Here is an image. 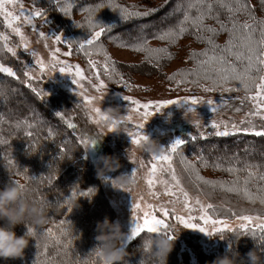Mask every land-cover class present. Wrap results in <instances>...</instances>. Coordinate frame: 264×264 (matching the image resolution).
<instances>
[{"label": "rangeland", "instance_id": "374dc122", "mask_svg": "<svg viewBox=\"0 0 264 264\" xmlns=\"http://www.w3.org/2000/svg\"><path fill=\"white\" fill-rule=\"evenodd\" d=\"M84 1L85 0H70L72 8L68 14L60 11V7L65 4L66 0H61L59 5L56 0H16L17 6L15 10L12 5H8V10L14 11V14L17 15L20 14L19 9L20 6H22L25 12H35L39 10L41 16L35 17L32 24L25 22L23 18H21L20 21L14 22L13 26L19 27L24 33L29 43L28 50L24 49L20 37L7 26L3 17L0 16V19L4 23V30L0 28V34L8 37V45L13 47L16 51V55L13 56L5 48V42L0 39V63L11 67L5 62V57L2 60L3 55H8L15 60L18 70L22 72L24 76L26 85L35 89L43 99L59 97L65 100L67 108L64 106V109L60 110L67 116L79 114L80 120L82 118L83 123L89 127V131L87 130L88 132H86L78 126L77 122L78 129L74 134L79 138V141H81L82 138L89 140L98 137L102 138L98 140L94 146L87 149L84 147L86 157H89L94 164L101 155H111L119 158L121 167L109 173L107 178H100V181L105 196L115 210V222L122 224L123 231L128 233V236L131 235L134 227V215H138L142 219L144 213L153 212V209L149 208L148 205H154V214L157 215L158 219L165 220L168 225L175 224L180 229L179 234L174 238L175 241H178L181 251L189 255V264H207L206 258L213 256L215 259L217 256L224 254L229 247L227 240L220 237L221 234L230 236L237 231L243 230L239 228V225L247 222L238 220L237 216H259L264 220V212L258 210L263 208L264 205L260 204L258 201L255 203L250 202L242 194L228 192L219 187L213 188L210 185H205L197 181L195 176L185 169L182 163V156L196 163L200 175L205 179L227 180L220 178L217 171L211 170L209 166L204 167L202 164H199V156L195 155V157L191 159L186 154V141L184 145L180 146L177 153L174 154L173 166L176 169L182 185L189 192L191 197L190 205L185 207L182 202H177L175 204L169 203V201L174 198L163 194L164 186L162 184L157 183L153 189L148 187L146 176L152 163L151 155L139 151L138 145L132 143V138L126 132L136 131L135 125L143 123L144 128L141 129L143 134L159 140V142L166 147L164 150L166 151L177 139L185 140L190 136L193 137L194 134H198L202 137L216 136V129L212 127L213 121L239 124L242 120L248 118L247 113L253 110V104L251 100L245 98L246 94L244 91L217 89L216 91L206 92L203 90V87L195 83L188 82L178 84L177 81L184 77L176 75L177 73H180L181 70L197 68L196 58H192L191 54L193 52H203V49L194 45L193 41L188 39L183 38L176 42L175 45H172L171 49L173 48V50L179 51L176 56H173L172 61L168 64L169 66L167 65L168 67L166 65H160V69H165L167 73V78L163 80L165 76L158 72L159 69L157 67H159V65L154 62V59L152 62H149L147 54L143 53V51L135 50L133 44L130 43V36L127 35L125 38L119 35L113 38L109 37L113 28L112 23L116 22V20L112 22L114 16L113 10H116L115 15L120 17L121 13L118 12L120 11L119 7H113V10L104 12H100L99 9L96 10L97 22L105 25L106 30L96 46L93 48H88L86 46L84 50H81L79 45L90 39L92 35V29L87 25L89 13L84 9L93 8L92 6L84 5ZM167 1L122 0L119 3V0H112L113 4L119 5L122 8H127L130 12L148 13L159 10ZM250 1L252 3V0ZM96 2L99 1L95 0V3ZM52 7L55 9V15L65 18L69 23L68 25L61 27L52 24L45 9ZM141 17L144 18L147 17V15L138 16V21L129 23L127 26L125 25L131 32H136L140 36L144 35L150 27L146 25L147 21L143 22L141 20ZM161 17L167 18L166 15ZM169 17H171V15ZM133 18H131V20ZM33 25H35V29H33ZM108 27H110V29ZM41 32L44 33L43 37L40 36ZM56 36L61 37L60 42H57ZM223 40L226 39H221V41ZM221 41L219 44H221ZM158 44L159 43L155 42L152 46L158 47ZM101 45L103 51L97 53V49ZM56 48L60 49V52L56 53L60 61L73 66H80L84 73L83 79L75 77L74 68L71 73H61L59 72V68L62 65L58 64L55 69L51 67L53 63L52 52ZM85 51L91 52V56H86ZM104 51L111 57V61L115 62V72L112 73L111 78L103 69V64L106 60ZM33 52L36 53V56L32 55ZM65 53L69 54L65 55ZM38 58L44 61L46 65L45 68L42 69L40 65L36 63ZM89 59L97 62L96 67H91L89 65ZM200 59H203V57H200ZM111 61H109V68H112ZM13 71H15L14 68ZM15 72L17 73V77H19L18 81H21V77L18 75L19 72L17 70ZM97 72H99V77L96 75ZM25 73H29V75H25ZM170 76H175V79L170 80L168 78ZM74 79L76 81L75 83L73 82ZM187 79L191 81L194 80L195 77L189 76ZM101 80L105 85L103 88L99 87ZM200 84L210 86L208 81L201 80ZM238 86V83L228 85V87L233 88ZM0 90H3L0 91V93H4V95H0V100L7 102L9 98H15L17 96L22 104L31 107V101L22 96L23 93L18 91L17 87L11 86L9 88L1 85L0 82ZM85 97H87L91 103H89ZM125 97H131L132 100H139L141 104L150 103L152 106L148 111L151 114L145 119L143 115L145 110L140 109L136 111V106ZM192 97L199 98L200 100V103L194 107L201 117V119L195 121L193 125L183 116L184 109L190 105L189 103H184L183 107L179 106V104L160 105L157 103L166 100L183 101L184 98ZM209 100L213 102L212 105L207 103ZM0 106H5V104L3 103ZM213 106L217 109L215 112L212 111ZM109 107L119 108L123 117L121 127H123V124H126V132H112V129L107 126L108 122L96 123L99 117L98 114L93 111L94 108H99L103 114L109 115L111 119H116V117L111 116L107 111ZM18 108L19 107L16 106V111L10 112L6 120L0 116V128L7 125H14V123H12V118L18 116ZM31 109L32 108L28 111H31ZM237 109H240V111H237ZM31 112L35 113L33 110ZM129 115L132 116V120L125 122V118ZM249 119H253V123L256 125L257 130H260L261 126L264 125V120L258 116ZM72 120L76 123V120L73 118ZM235 134L252 133L238 132ZM223 145L225 147L227 146V144ZM259 154H261V152H259ZM141 162L143 163V167L140 166ZM135 169L137 170L135 176L137 185L132 193L114 186L112 181L116 177L122 173L131 175ZM81 170L82 169L77 171L79 173L83 172ZM74 175L73 173L71 177L73 178ZM158 179L168 180L170 177L167 173H164L161 174ZM63 182H66V180H63ZM56 186L57 188L54 189L55 193L59 192L58 190L60 189V185ZM153 192L159 195H153ZM197 198H199L204 205L212 204L214 207L208 210L209 214L213 219L226 221L228 228L222 233L214 232L213 235H208L199 229L187 228L181 224L176 219L177 215L183 216L185 219H188L189 216L195 217L191 222L209 231H213L214 227H224L223 224H217L215 226L210 223L204 224V222L199 219L202 213L199 205L195 203ZM36 199L41 200V198L37 197ZM182 199L181 197V201ZM134 204H140V208H134ZM161 205L168 208L169 215L167 217L159 211ZM173 208H175V212L172 211ZM229 209H231V212L228 211ZM233 213H235V215H233ZM258 222L259 221L251 222L249 227L252 231L259 232V230L255 229V224ZM23 226L22 224L17 225L15 228L16 233H20ZM229 229H235V231ZM143 234L149 235L150 233H141V235ZM134 239L126 240L124 242L125 247L127 248Z\"/></svg>", "mask_w": 264, "mask_h": 264}, {"label": "trees", "instance_id": "16d2710c", "mask_svg": "<svg viewBox=\"0 0 264 264\" xmlns=\"http://www.w3.org/2000/svg\"><path fill=\"white\" fill-rule=\"evenodd\" d=\"M97 1L99 2L85 0L83 4L92 6L93 9L97 5H105L99 9L100 12L113 10V7L109 6V0ZM121 1L119 0V3ZM188 2L189 0H168L159 10L149 12L147 17H141V20L143 22L147 21L146 25L150 26L147 32L141 36L136 32H131L126 27L129 23L138 21V16L123 19L122 16H116V10H113L112 22L115 20L116 22L112 23L113 28L109 37L113 38L119 35L125 38L128 35L131 38L130 43L133 45L147 40L149 47L167 48L170 55L162 54L159 60L154 59V62L159 65L157 67L158 72L165 76L164 80L167 78V73L165 69H160V65L167 66L172 61L173 56L178 54L179 50L171 49L176 42L183 38L191 40L194 45L203 49V52L211 47L207 44L206 39L197 38L194 28H189L175 43L158 38L160 34L167 32L169 29H175L179 25V22L183 20L184 10ZM210 2L214 3V0H210ZM111 3L113 4L112 0ZM247 3L253 7L257 19H264V6H261L260 0H252V3L247 0ZM45 9L53 25L63 27L69 24L65 18L55 15L53 7ZM216 11L220 14V18L227 22L226 12L219 8ZM192 12L195 14L194 9ZM164 15H166V19L161 17ZM170 15L171 17H169ZM131 18L133 19L131 20ZM238 21L240 23L251 22L244 13L238 15ZM205 24L216 29L220 28V25L213 18L206 19ZM0 28L4 30V23L1 19ZM201 35L204 37L211 36L215 43L220 46L225 45L228 40V33L223 31H218L215 36L207 32L201 33ZM221 39L226 40L221 41ZM220 41L221 44H219ZM155 42L159 43L158 47L152 46ZM3 58L9 66L19 72L18 75L21 77V81H18L19 77H7L0 74L1 85L9 88L11 86L17 87L18 91L23 93L22 96L31 101L32 105L31 107L25 106L17 96L9 98L7 102L0 100V105L5 104V106H0V116L5 120L10 112L16 111V106L19 107L17 109L18 116L12 118L14 125L0 128V188L17 179L22 181L25 179L34 180L37 188L35 198H41V201L50 203L53 208L49 213L48 222L36 228V241L32 240L30 242L29 247L25 250L24 258L7 262L0 259V264H80L98 244L95 239L98 235L96 231L97 223L103 221L105 217L113 222L116 219L115 210L105 196L100 178L97 176L96 166L89 157H86L84 145L74 134L78 129L77 122L78 126L86 132L89 131V127L82 122V118L80 120L79 114L67 116L60 110L64 109V106L67 108L65 100L62 98L43 99L36 91L26 85L24 76L18 70L15 60L6 54L2 56V60ZM197 59H200V57H197L196 61ZM30 108L35 113L28 111ZM70 117L76 120V123ZM69 122L75 124L76 127H68ZM29 125L32 126L29 127ZM193 137L190 136L185 139L187 142L185 146L186 154L191 159L195 155L203 156L208 161L209 168L217 171L220 178L227 181L235 179L233 174L223 170L229 166L243 169L245 164H252L258 165L259 171H264V137H257L252 134H234L228 137H202L194 134ZM223 144H227V146L225 147ZM73 146L79 149L74 153L75 162L66 159L65 155ZM217 163L221 165L220 168L214 167ZM80 169L83 172L79 173L77 171ZM73 173L75 175L72 178ZM239 175L242 181L246 173L241 171ZM49 177H51V183H49ZM63 180H66V182H63ZM56 185H60V189L59 192L55 193ZM90 189L91 191H89ZM253 190H255L254 186ZM73 191L76 192L75 196L72 195ZM81 193L84 195H81ZM69 200L71 202L77 201L79 207L71 210ZM258 210L264 212V206ZM2 222L0 221V223ZM48 229H52L53 235L49 236L47 234ZM26 231L27 228L23 226L22 231L17 235H23ZM236 233L243 234L237 245V249L242 256L254 247L253 238L258 240L261 235L258 231H255V236L252 231L242 230ZM147 236L143 234L134 239L127 247L128 251L135 252ZM227 243L229 246V241ZM45 246H47L46 249ZM146 249H144L145 252H147ZM138 258V255L132 256L130 258L132 264H138ZM189 259V255L181 251L178 241H175V247L168 256V264H189ZM92 260L95 264V258H92ZM205 260H207V264H210L214 257L209 256Z\"/></svg>", "mask_w": 264, "mask_h": 264}, {"label": "snow or ice", "instance_id": "6c2138e0", "mask_svg": "<svg viewBox=\"0 0 264 264\" xmlns=\"http://www.w3.org/2000/svg\"><path fill=\"white\" fill-rule=\"evenodd\" d=\"M59 5L61 0H56ZM261 6H264V0H260ZM8 5H12L15 10L17 3L16 0H0V16L3 17L7 26L12 29L19 37L20 41L23 44L25 50H28L29 43L19 27H14V22L20 21L21 18L29 24H32L35 17L41 16L39 10L35 12H25L24 8L20 6L19 15L14 14V11L8 10ZM105 5L100 4L96 6V9H84L89 13L87 18V25L92 29L91 38L84 41L79 45L81 50H84L87 46L88 48H93L97 45V42L100 40L102 34L106 30V26L97 22L96 10L103 8ZM110 7H119L120 13L123 19H128L131 16H146L148 12H130L127 8H122L119 5L112 4L109 0ZM180 7V6H178ZM72 8V3L70 0H66L65 4L60 7V11L68 14ZM223 9L227 14V22L220 18V14L216 9ZM195 10L193 14L192 10ZM244 13L249 17V22L240 23L238 21V15ZM208 18H213L220 25L219 30L213 27H210L205 24V20ZM110 29V27H108ZM189 28H194L197 33L198 39H206L210 49L204 52H193L192 58L203 57V59H197V68L189 70H181L180 73L176 75H181L184 78L177 81L178 84L182 83H195L201 87L206 92L216 91L217 89H223L226 91H244L245 98L251 100L253 104V110L247 113L245 120H242L239 124L232 123L228 124L226 122H212V127L216 129L215 135L219 137H226L233 135L238 132L252 133L257 137H264V125L261 126L260 130H257L256 125L253 123V119L260 117L264 120V19H257L253 7L247 3V0H189L185 10L183 20L179 22V25L175 29H169L167 32H164L158 36L161 40H169L172 43H175L180 36H182ZM35 29V25H33ZM98 29V30H97ZM218 31H223L228 33V40L225 45L220 46L215 43L214 39L210 37H204L201 33H212L215 36ZM40 36H44V33L41 32ZM0 39L5 42V48L13 56L16 55V51L13 47H10L7 43L8 37L0 34ZM57 42L61 41L60 36H56ZM147 40H144L143 43L133 45L134 49L137 51H143L147 54L149 62H152L153 59L159 60L162 54H168L167 48H152L147 46ZM103 51L102 45L97 49V53ZM60 52L59 48H56L52 52V65L53 69L56 66L62 65L59 68L61 73H71L73 68L75 69V77L81 79L84 78L83 70L79 65H71L66 62L60 61L56 53ZM69 53H65L68 55ZM91 52L85 51L86 56H91ZM33 56H36V53H32ZM106 60L103 64V69L106 74L111 78L112 73L115 72V62L111 61V57L108 56L107 52L104 51ZM109 61L112 63V68H109ZM36 63L40 65L43 69L46 67L42 59H37ZM96 61L89 59V65L91 67H96ZM0 74H5L7 77H17V73L13 71L12 67L5 66V64L0 63ZM29 75V73H25ZM99 77V72L96 73ZM118 75V74H117ZM194 76L195 79L189 81L187 77ZM170 80L175 79V76L168 77ZM208 81L209 85H201L200 81ZM75 83V79L73 80ZM126 83V82H125ZM238 83V87H228L229 84ZM100 88L105 87L104 82L101 80L99 84ZM35 91V89H33ZM99 90V89H98ZM4 95V93H0ZM127 100L131 101L132 104L136 106V111L144 109L145 119L151 114L148 109L152 106L150 103L141 104L139 100H132L131 97H125ZM88 100L87 97H85ZM91 103L90 100H88ZM160 105H171V104H180V103H189L190 106H193L195 110V105L200 103L199 98H184L183 101H173L166 100L162 102H157ZM209 105H212L211 100L207 101ZM216 107H212V111L215 112ZM98 114L99 119L96 120V123L108 122L107 126L112 130H115L117 127L116 122L109 123L111 117L109 115L103 114L99 108H94ZM240 111V109H237ZM132 116L129 115L125 118V122L131 121ZM243 125V126H242ZM32 125H29L31 127ZM68 127L75 128L76 125L71 122L68 123ZM136 131H128V135L132 138V143L135 145H140L141 142L147 137L143 134L141 129L144 128V124L140 123L135 125ZM127 131V130H126ZM31 135V133H29ZM195 139V137H193ZM81 143L87 149L91 146H94L96 141L94 139H81ZM185 144V140L177 139L173 144H171L166 151H163L159 154L151 155L152 163L150 165L148 174L146 176V183L150 189L155 188L156 184H162L163 194L173 197V200H170L169 203L175 204L177 202H182L185 207L190 205L191 197L189 192L184 188L181 183L179 176L177 175L176 169L173 166V156L177 153L180 146ZM200 164L204 167L208 166V161L203 157H198ZM182 163L185 166V169L195 176L197 181L202 182L205 185H210L213 188L219 187L228 192H235L242 194L250 202H259L264 205V171H259L258 165L245 164L244 168H238L235 166H229L224 168V171H227L235 176V179L232 181H223V180H208L200 175L199 168L197 164L191 160L182 156ZM141 167L143 163L141 162ZM214 167L220 168V164L214 165ZM136 169L132 173L133 176H136ZM244 171L246 176L241 181L239 173ZM167 173L170 179L163 180L158 179L161 174ZM35 178V177H33ZM49 183H51V177L48 178ZM253 186L255 190H253ZM91 191V189L89 190ZM179 193V195H178ZM73 196L76 195V192L73 191ZM81 195H84L81 193ZM153 195H159L158 193L153 192ZM181 197L183 198L181 201ZM69 207L71 201H68ZM196 205H199L202 215L199 216V219L204 222V224H212L213 226L217 224H223V228H215L213 231H209L204 227H200L191 221L195 217L189 216L188 219H185L183 216L177 215L176 219L187 228L199 229L202 232L207 233L208 235H213L214 232L222 233L225 229L228 228L226 221H221L218 219H213L209 214L210 209H213L212 204L204 205L199 198L195 201ZM134 208L139 209L140 204H134ZM149 208L153 209V212L144 213L143 218L140 216L134 215V227L132 229L131 235L128 237L129 240L137 238L141 233H158L161 229H167L169 227L166 224L165 220L158 219L157 215L154 214L155 206L148 205ZM159 211L163 213L165 217L169 215V210L165 206L161 205ZM175 212V208L172 210ZM231 212V209L228 210ZM235 215V213H233ZM237 219L247 223H241L239 225L240 229L245 231H252L249 225L252 221H259L255 224V229L259 230L261 233L260 239L264 240V220L259 216H250V215H240L237 216ZM235 231V229H229ZM47 234L49 236L53 235L52 229H48ZM252 234L255 236V231H252ZM47 246H45V249ZM45 251V255H46ZM84 264H89V261H85Z\"/></svg>", "mask_w": 264, "mask_h": 264}, {"label": "clouds", "instance_id": "9594fccd", "mask_svg": "<svg viewBox=\"0 0 264 264\" xmlns=\"http://www.w3.org/2000/svg\"><path fill=\"white\" fill-rule=\"evenodd\" d=\"M183 105L184 103L179 104L181 107ZM107 111L111 116L116 117L109 121V123L116 122L117 124L116 129L112 132H126V124L121 127L123 117L119 108L109 107ZM183 116L192 125L201 119L200 114L190 105L184 109ZM145 136L147 139L138 145L139 151L154 155L165 150L166 147L159 140ZM101 139L98 137L94 140L97 142ZM77 150L79 149L73 146L65 154L66 159L75 162L74 153ZM95 166L97 176L107 178L108 174L119 169L121 164L116 156L101 155L95 161ZM112 183L116 188L132 193L137 185V179L132 174L122 173ZM36 191L34 180L28 179L13 180L12 183L0 188V221H3L0 223V259L5 262L24 258L25 250L29 247L30 242L36 241V228L48 222L53 206L48 202L36 199ZM77 207H79L77 201L70 203L71 210ZM21 224L27 228V231L23 235H17L15 228ZM96 231L98 235L95 239L98 244L80 264H84L85 261L93 264L92 258H95V264H132L130 258L134 255L140 257L138 264H168V256L175 247L174 237L179 234L180 229L175 224H171L167 229H161L158 233H150L135 252H129L124 245L129 236L123 231L121 223L113 222L105 217L103 221L97 223ZM220 237L229 241V247L224 254L217 256L210 264H264V240L253 238L254 247L242 256L237 245L243 234L234 233L230 236L221 234ZM145 248H147V252L144 251Z\"/></svg>", "mask_w": 264, "mask_h": 264}, {"label": "bare ground", "instance_id": "6f19581e", "mask_svg": "<svg viewBox=\"0 0 264 264\" xmlns=\"http://www.w3.org/2000/svg\"><path fill=\"white\" fill-rule=\"evenodd\" d=\"M82 122H83V120H82ZM79 165V164H78Z\"/></svg>", "mask_w": 264, "mask_h": 264}]
</instances>
